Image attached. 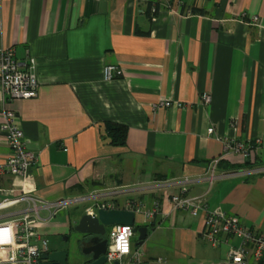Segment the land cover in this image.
Returning a JSON list of instances; mask_svg holds the SVG:
<instances>
[{
  "label": "crops",
  "instance_id": "crops-1",
  "mask_svg": "<svg viewBox=\"0 0 264 264\" xmlns=\"http://www.w3.org/2000/svg\"><path fill=\"white\" fill-rule=\"evenodd\" d=\"M166 2L0 0V47L14 49L22 65L35 59L39 82L31 100H6L0 91V188L21 183L4 166L11 150L2 112L9 109L38 156L30 171L45 200L191 177L186 192H167L209 191L210 210L264 234V174L212 182L208 174L220 157L218 174L264 166V0H172L173 10ZM109 65L123 75L106 81ZM161 101L172 106L157 110ZM106 123L127 128L125 145L110 143ZM229 141L256 149L245 159L225 151ZM130 191L113 202L159 203L160 212L141 225L149 230L141 245L148 264H225L230 246L240 243L225 235L218 247L205 242V214L173 210L163 189ZM58 216L39 228L46 240L77 221Z\"/></svg>",
  "mask_w": 264,
  "mask_h": 264
},
{
  "label": "built area",
  "instance_id": "built-area-1",
  "mask_svg": "<svg viewBox=\"0 0 264 264\" xmlns=\"http://www.w3.org/2000/svg\"><path fill=\"white\" fill-rule=\"evenodd\" d=\"M171 2V3H170ZM169 9L173 10L172 0L166 2ZM176 5V4H175ZM153 19L158 15L156 6L151 10ZM183 15L189 18L190 11ZM258 17H254L253 24H257ZM36 60L30 58L27 64L19 63L14 49L0 47V91L6 100L25 101L38 97L39 82L36 74ZM123 70L119 66H106L103 70V78L111 81L120 78ZM204 102L209 104L211 97L204 96ZM172 106L170 101H161L155 104V108H168ZM179 106H181L179 104ZM1 129L5 135L6 143L11 154L5 163L6 172L13 178L21 181L20 187L0 188V264H38L41 254L48 250V241L41 236L39 228L50 223L61 210L70 206L94 202L86 212L96 214L97 210L121 209L141 214L146 222L152 221L159 211V203L154 202L150 207L142 200L128 201L123 206H118L113 201L120 198L128 191L147 193L156 189H163L165 201L173 210H189L193 216L200 212L205 214L203 232L201 237L208 244L218 247L221 244L220 237H236L240 240L238 245H231L225 264H264V234L245 227L240 221L228 215L221 209L210 210L207 203V193L200 196H188L185 194L174 195L167 192L168 188L179 186L183 193L188 190V185L195 180L185 177L183 180L156 181L152 184H143L135 187L96 190L89 195L49 201L41 198L35 192V178L31 174V168L37 164L38 156L27 148L24 134L20 126L19 116L16 112L6 109L2 112ZM214 130L210 128L209 134ZM261 145V140L257 141ZM252 144L244 145L227 142L225 151H233L243 154L245 159H250ZM222 158L212 160L208 174L210 180L215 181L223 177L250 176L257 173L264 174V166L253 165L246 171H233L218 174L216 169ZM130 191V192H131ZM128 228L130 235L127 237L128 250L122 252L115 247L116 239L120 232L116 229ZM134 227L128 225H114L111 227L108 247L106 252L107 264H148L143 246L135 245ZM239 257V260H237Z\"/></svg>",
  "mask_w": 264,
  "mask_h": 264
},
{
  "label": "water",
  "instance_id": "water-1",
  "mask_svg": "<svg viewBox=\"0 0 264 264\" xmlns=\"http://www.w3.org/2000/svg\"><path fill=\"white\" fill-rule=\"evenodd\" d=\"M135 216L134 212L121 209H99L96 214L90 215L86 212L81 215L77 220L75 231L94 237L92 240L93 247L88 251H84V254L90 257L85 264H107V244L106 241H102L100 238L105 233L106 227L114 225L133 226L134 234L137 235L136 245H143L148 237L149 230L147 226H136ZM46 252L41 254V259L46 262L40 264H68L67 251H50L49 255Z\"/></svg>",
  "mask_w": 264,
  "mask_h": 264
},
{
  "label": "rangeland",
  "instance_id": "rangeland-1",
  "mask_svg": "<svg viewBox=\"0 0 264 264\" xmlns=\"http://www.w3.org/2000/svg\"><path fill=\"white\" fill-rule=\"evenodd\" d=\"M89 195V194H84ZM125 198H122L121 201H123ZM94 205V202L89 201L86 203L78 204V205H70L63 210L59 212V216L57 217V220L60 221H67L68 218H71L72 220H78L81 215L85 213V210L88 207H92ZM146 219L143 215L137 214L135 219V224L138 226L145 225ZM110 229V227H109ZM110 234V233H109ZM49 243V247H54L55 245L60 244L59 246L63 250H70V256L68 258V264H79L80 259H78L76 253H75V246H74V238H70L68 235L64 236V240H59L55 236H47L46 237ZM135 240V238H134Z\"/></svg>",
  "mask_w": 264,
  "mask_h": 264
},
{
  "label": "flooded vegetation",
  "instance_id": "flooded-vegetation-1",
  "mask_svg": "<svg viewBox=\"0 0 264 264\" xmlns=\"http://www.w3.org/2000/svg\"><path fill=\"white\" fill-rule=\"evenodd\" d=\"M77 226V221L75 222H71V224L68 226V228L65 231H61V232H56L54 233L52 236H55L57 239L59 240H64V236L68 235L70 238H74V246H75V253L78 257V259H80L79 264H85L86 260L89 259L90 257L84 254V251H88L91 249V247H93V236L90 235H85V234H81L77 231H75V227ZM109 227L105 228V233L103 234V236H101V240L102 241H106L107 247H108V238H109V233H110ZM58 245H55L54 247H49L48 244V251L46 252V254H50V251H67V250H63L61 249V247ZM103 249V248H102ZM68 252V256H70V250L67 251ZM44 263L46 261L42 260L40 257V260L38 262V264L40 263Z\"/></svg>",
  "mask_w": 264,
  "mask_h": 264
},
{
  "label": "trees",
  "instance_id": "trees-1",
  "mask_svg": "<svg viewBox=\"0 0 264 264\" xmlns=\"http://www.w3.org/2000/svg\"><path fill=\"white\" fill-rule=\"evenodd\" d=\"M106 133L112 145H125L127 140V128L125 126L106 123Z\"/></svg>",
  "mask_w": 264,
  "mask_h": 264
},
{
  "label": "clouds",
  "instance_id": "clouds-1",
  "mask_svg": "<svg viewBox=\"0 0 264 264\" xmlns=\"http://www.w3.org/2000/svg\"><path fill=\"white\" fill-rule=\"evenodd\" d=\"M116 232H120L119 237L116 239L115 247L119 248L122 252H126L128 250V241L127 237L130 235V231L128 228L123 229H116L113 232V236L115 237ZM237 260H239V257H237Z\"/></svg>",
  "mask_w": 264,
  "mask_h": 264
}]
</instances>
